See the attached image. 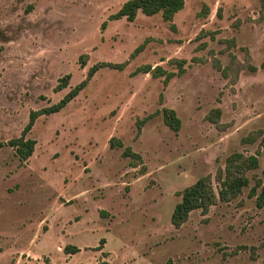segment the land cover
<instances>
[{
    "label": "rangeland",
    "instance_id": "obj_1",
    "mask_svg": "<svg viewBox=\"0 0 264 264\" xmlns=\"http://www.w3.org/2000/svg\"><path fill=\"white\" fill-rule=\"evenodd\" d=\"M125 1L0 0V142L19 136L31 110L59 101L93 64L127 61L99 70L66 108L38 118L29 160L0 148V264H98L104 251L112 264H264V207L251 186L207 214L192 211L180 228L171 221L177 191L203 175L215 179L235 151L261 150L248 174L252 185L264 180L262 137L242 141L264 130L260 0H186L175 27L160 13H140L102 29ZM233 55L249 56L257 70L242 69L233 83L214 64H232ZM175 59H186V70L168 85L165 76L134 73L146 64L178 72ZM68 73L70 85L55 91ZM164 106L177 111L180 130L159 114L137 136V120ZM114 136L123 147L110 146ZM127 146L142 155L137 166L123 156ZM68 244L81 250L69 253Z\"/></svg>",
    "mask_w": 264,
    "mask_h": 264
},
{
    "label": "trees",
    "instance_id": "obj_2",
    "mask_svg": "<svg viewBox=\"0 0 264 264\" xmlns=\"http://www.w3.org/2000/svg\"><path fill=\"white\" fill-rule=\"evenodd\" d=\"M260 16L259 20L264 19V0H260ZM186 5V0H126L115 12L111 13L106 20L103 21L101 28L105 29L109 21L126 18L128 21H135L140 13L151 16L155 14H161L165 21H168L172 27L174 25V19L176 14L184 9ZM33 8V4L27 7V11ZM202 14L209 13V6L204 4ZM233 42L235 40L233 39ZM146 46V41L139 44L131 54V57L137 56ZM87 54L81 56L82 66L86 65ZM178 64L179 71H169L163 66L153 67L152 65L146 64L138 67L134 73H151L154 77L165 76V85L169 84V81L177 74H182L185 72L186 59H175ZM232 64L223 66L221 62L216 59L215 66L222 71L225 77H232L233 83H235L239 77L240 71L244 68H249L250 70H257V66L250 62V57H247L246 62H241L237 59L235 55L232 56ZM238 65L233 73L234 65ZM127 65L125 62H111V61H99L89 67L87 76L85 79L80 81L57 102L45 106L41 109L31 110L29 114V119L27 124L24 126L21 134L11 138L7 142H0V148L9 145L15 149L16 155L22 162L30 159L34 154L37 140L31 136L29 133L32 131L39 117L43 115H51L53 113L60 112L62 109L66 108L72 100H74L90 83L94 75L103 68H113L123 70ZM264 66V62H263ZM72 74L68 73L61 78H59L58 84L55 86V91H61L70 85V79ZM221 108H215L211 112V119L215 122H219L221 116ZM162 114L165 123L173 130L179 131L182 126V120L179 117L177 111L174 108L164 106L161 109L156 110L154 113L146 116L144 118L137 120V136L142 132L145 123L159 115ZM260 137H262L261 146L264 147V130L259 129L251 132L249 135L243 137L242 141L255 142ZM111 147H123L124 144L122 140L117 137H112L110 140ZM261 150H258L254 154H246L241 151H235L231 153L226 159L225 167H219L215 179L219 183L216 187L214 183V178L212 175H203L199 177L194 183L185 187L182 190L177 191V195L181 199L176 203L174 210L172 212L171 221L175 227L180 228L185 224L191 216L192 211L200 209L204 214H207L213 205H216L220 201L230 202L237 197H239L246 187H250L249 196L256 197V203L259 207H264V180L260 177L255 178V182L252 185V180L249 176V171L257 169L260 165L259 155ZM123 156L131 157L132 166H137L138 162L142 161V155L135 152L131 146H127L123 150ZM106 243V238L100 239V244L95 247L97 250H102L104 244ZM65 250L69 253L78 252L81 250L80 247L68 244L65 246ZM238 250H235V253ZM104 257L108 256L107 252H103ZM98 264H112L107 259H102ZM167 264H174L173 260L170 259Z\"/></svg>",
    "mask_w": 264,
    "mask_h": 264
},
{
    "label": "crops",
    "instance_id": "obj_3",
    "mask_svg": "<svg viewBox=\"0 0 264 264\" xmlns=\"http://www.w3.org/2000/svg\"><path fill=\"white\" fill-rule=\"evenodd\" d=\"M102 259H106V258L104 257V258H102ZM107 260H109V261H110V259H107ZM37 261H38V259H37Z\"/></svg>",
    "mask_w": 264,
    "mask_h": 264
}]
</instances>
